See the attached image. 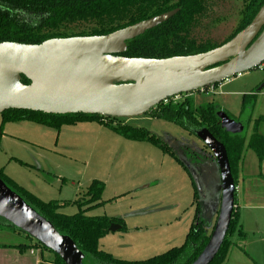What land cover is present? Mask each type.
<instances>
[{
	"label": "rangeland",
	"instance_id": "1",
	"mask_svg": "<svg viewBox=\"0 0 264 264\" xmlns=\"http://www.w3.org/2000/svg\"><path fill=\"white\" fill-rule=\"evenodd\" d=\"M243 4V0H212L191 30L192 37L198 43H222L239 24ZM262 85L254 107L240 114L241 96ZM190 99L195 107L211 104L217 112H225L244 126L242 134L248 138L252 120L264 116V63L215 87L190 93ZM118 123L143 128L157 137L195 171L203 189L209 191L203 177L209 171L210 156L197 137L148 115ZM243 155L254 157L249 150ZM0 170L43 202L78 201L93 181L103 183V204L86 215L122 219L124 230L109 233L98 243L101 251L121 261L140 262L180 247L193 221L189 173L155 146L126 140L95 122L62 125L57 131L32 121H7L0 114ZM59 212L74 215L77 207L67 205ZM202 219L209 229L215 216ZM0 243L19 245L27 239L0 226Z\"/></svg>",
	"mask_w": 264,
	"mask_h": 264
},
{
	"label": "water",
	"instance_id": "2",
	"mask_svg": "<svg viewBox=\"0 0 264 264\" xmlns=\"http://www.w3.org/2000/svg\"><path fill=\"white\" fill-rule=\"evenodd\" d=\"M177 10L105 35L47 39L40 44L0 42V114L24 110L51 115H96L123 119L148 115L167 99L212 88L264 63V4L229 41L204 53L167 59L126 58V41L167 21ZM22 77L29 82L25 85ZM263 85L257 88L260 91ZM220 129L240 134L243 125L217 112ZM195 137L215 161L219 175L216 219L209 239L191 264H210L234 209L235 185L226 150L207 130ZM186 167L199 195L203 187ZM217 186V187H218ZM0 218L56 255L82 264L83 255L0 180ZM120 229L111 224L109 233Z\"/></svg>",
	"mask_w": 264,
	"mask_h": 264
},
{
	"label": "trees",
	"instance_id": "3",
	"mask_svg": "<svg viewBox=\"0 0 264 264\" xmlns=\"http://www.w3.org/2000/svg\"><path fill=\"white\" fill-rule=\"evenodd\" d=\"M211 1L0 0V42L34 45L52 38L105 35L151 17L177 10L176 14L167 21L145 31L134 39L126 41V50L121 56L167 59L195 55L212 50L229 41L252 21L264 4V0H243L244 4L240 12L241 20L225 41L217 45L208 42L198 43L192 37L191 30L198 19L205 15ZM21 82L25 85L29 84L23 77ZM185 96L181 95L183 99L180 101L168 99L166 103H161L152 109L148 116L173 123L194 136L201 129L207 130L225 148L231 176L236 187V177L245 150L252 151L259 162L264 160V136L257 132L258 124L264 123V117L255 119L249 138H246L242 132L232 135L220 129L219 119L216 116L217 111L211 104L195 107L192 100ZM255 99L254 91L243 95L241 113L249 109L248 107L253 108ZM2 115L7 121H32L57 129V131L62 125L95 122L126 140L145 142L155 146L172 157L187 172L182 162L170 152L161 140L143 128L118 123L121 119L82 114L51 115L24 110H8ZM114 122L117 124L113 125ZM0 180L40 217L48 221L59 235L66 236L73 242L77 250L83 255L82 264H191L203 250L212 230V227L209 230L204 227V220L200 215V206L197 203L198 192L191 179L194 217L183 244L144 261H121L101 251L98 243L101 238L109 233L108 228L111 224L119 225L120 231L124 230L122 219L110 218L105 215L98 217L86 215L88 210L103 204L100 200L104 187L103 183L93 181L81 197L82 202L80 198L78 201L59 204L53 201L43 202L27 193L5 177L1 170ZM67 205L76 206L77 212L70 216L60 213L59 209ZM0 226L8 227L18 234L21 233L27 239L25 244L0 245V248H15L20 252L40 250L52 255L53 264H63L56 255L2 218H0ZM234 235H237L238 238H245V234L238 224L235 194L230 225L218 253L210 264H223L226 261L232 246L231 238Z\"/></svg>",
	"mask_w": 264,
	"mask_h": 264
},
{
	"label": "crops",
	"instance_id": "4",
	"mask_svg": "<svg viewBox=\"0 0 264 264\" xmlns=\"http://www.w3.org/2000/svg\"><path fill=\"white\" fill-rule=\"evenodd\" d=\"M253 91L257 98L261 90H252L251 92ZM185 97L190 98V94H187ZM259 117L264 116H258L255 119ZM255 119L252 120V129ZM249 121L247 127L249 126ZM262 125H264V123L258 124L257 132L264 136V131H260ZM251 134L252 132L250 135ZM213 160H210L209 172L212 174L213 185L216 184L217 188L219 184V175L215 161ZM208 173L207 176H204L203 178H206L208 181V189H212L209 186ZM236 178L235 209L237 211L239 227L245 234V238H238L237 235H234L231 238L232 246L229 249L227 259L223 264H264V160L259 162L255 155L254 157H247L246 159L243 155ZM203 190V193L207 195L208 199L217 204V190L212 189L211 191L209 190L210 192L206 189ZM197 203L200 206L201 217H211L213 220V217L215 216L216 219L215 207L214 210L210 211L205 197L198 194ZM213 224L210 227H212ZM106 236L108 238L110 234L108 233ZM0 245L9 246L10 244L0 243ZM52 259L53 257L51 254L43 253L40 250H27L20 252L15 248H0V264H53Z\"/></svg>",
	"mask_w": 264,
	"mask_h": 264
},
{
	"label": "flooded vegetation",
	"instance_id": "5",
	"mask_svg": "<svg viewBox=\"0 0 264 264\" xmlns=\"http://www.w3.org/2000/svg\"><path fill=\"white\" fill-rule=\"evenodd\" d=\"M203 148H204V146H203ZM209 153V152H208ZM209 156H210V160H213V158L211 157V155H210V153H209ZM210 160H209V163H210ZM214 161V160H213ZM210 169V168H209ZM208 169V170H209ZM209 172V171H208ZM205 176H207V175H205ZM208 179H209V186L213 189V190H216L217 188H216V184H214L213 185V182H212V174L209 172L208 173ZM212 189H209L210 191L212 190ZM204 191V190H203ZM203 195V197H205V200L207 199V202H208V209L210 210V211H212V210H214V207L216 206V203H214L213 201H211L210 199H208V197H207V195L206 194H204V193H202Z\"/></svg>",
	"mask_w": 264,
	"mask_h": 264
},
{
	"label": "built area",
	"instance_id": "6",
	"mask_svg": "<svg viewBox=\"0 0 264 264\" xmlns=\"http://www.w3.org/2000/svg\"><path fill=\"white\" fill-rule=\"evenodd\" d=\"M174 98H177V97H173V98H171V99H173V100H174ZM167 100H168V99H167ZM167 100H165L163 103H166V101H167ZM174 101H175V100H174Z\"/></svg>",
	"mask_w": 264,
	"mask_h": 264
}]
</instances>
